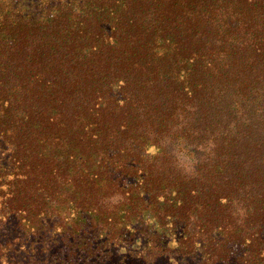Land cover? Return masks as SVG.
Returning <instances> with one entry per match:
<instances>
[{
	"label": "trees",
	"instance_id": "trees-1",
	"mask_svg": "<svg viewBox=\"0 0 264 264\" xmlns=\"http://www.w3.org/2000/svg\"><path fill=\"white\" fill-rule=\"evenodd\" d=\"M0 154L12 264H264V0H0Z\"/></svg>",
	"mask_w": 264,
	"mask_h": 264
},
{
	"label": "rangeland",
	"instance_id": "rangeland-1",
	"mask_svg": "<svg viewBox=\"0 0 264 264\" xmlns=\"http://www.w3.org/2000/svg\"><path fill=\"white\" fill-rule=\"evenodd\" d=\"M0 158L2 161H4V159H5L4 156L1 154H0ZM181 163L182 164L184 163L186 165L188 163V157L185 156ZM186 167H188V166H186ZM13 225H14V222L12 220H8L6 223H4V222L0 223V264H12V262H10L11 261L10 259L12 257L14 258L17 256L16 251L13 250V248L16 249V246L19 243H15L14 246L9 245L10 241H12V240L15 241L14 238H12V237H15V234H13V231H12ZM9 255H11V257ZM8 256L10 257V259ZM117 258H119V257H116L115 260ZM173 259H174V257H171L169 259H163V261H160L158 259L156 261V263L157 264H174ZM194 262L196 263V261H193L192 264H194ZM14 263H15V261H14ZM119 264H122V263H119ZM179 264H188V262L186 260H180Z\"/></svg>",
	"mask_w": 264,
	"mask_h": 264
}]
</instances>
